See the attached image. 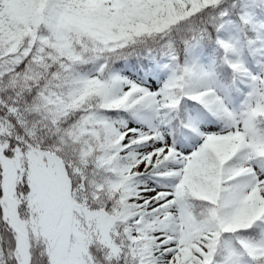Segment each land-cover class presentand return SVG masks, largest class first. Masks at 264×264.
Masks as SVG:
<instances>
[{
  "label": "snow or ice",
  "instance_id": "6c2138e0",
  "mask_svg": "<svg viewBox=\"0 0 264 264\" xmlns=\"http://www.w3.org/2000/svg\"><path fill=\"white\" fill-rule=\"evenodd\" d=\"M0 264H264V0H0Z\"/></svg>",
  "mask_w": 264,
  "mask_h": 264
}]
</instances>
